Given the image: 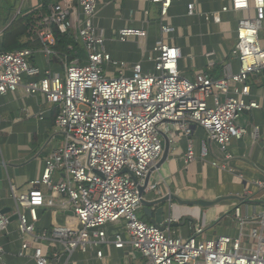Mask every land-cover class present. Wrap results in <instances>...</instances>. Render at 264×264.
Returning a JSON list of instances; mask_svg holds the SVG:
<instances>
[{
    "label": "built area",
    "instance_id": "1",
    "mask_svg": "<svg viewBox=\"0 0 264 264\" xmlns=\"http://www.w3.org/2000/svg\"><path fill=\"white\" fill-rule=\"evenodd\" d=\"M182 1L152 0L161 5L163 35L152 50L154 56L149 57L153 71H145L141 62L129 65L113 59L106 48L105 31L96 24L97 0L54 3L26 36L29 43L40 44L38 49L0 51V97L19 91L43 97L55 112L50 143L62 138L44 158L42 177L30 183V190L10 185L20 235L19 257L35 264H67V257L74 253H95L103 260V247L112 245L128 247L126 258L140 255L146 264H264V212L261 219H253L243 217L241 207H236L239 233L235 237L207 236L206 226L197 222L193 234L185 238L139 217L141 197L132 176L144 183L163 156L164 137L170 145L187 138L184 161L189 165L197 159L192 125L205 130L227 161L232 158L233 141L256 137L259 130L250 131L239 120L244 112L261 108L251 99L250 80L264 73L260 39L264 0H234L230 8L205 14L199 13L198 0L188 4L189 16L201 15L217 25L222 24L221 15L230 11L255 13L239 21L232 51L239 72L234 74L227 67L219 79L206 73L186 77L179 70L181 49L165 41L175 31L166 23L170 9L173 2ZM56 33L81 43L87 61L71 59L70 54H77L73 46H67L65 53L57 51ZM130 37L145 39L147 32L128 28L116 35L121 42ZM200 157L204 161L209 157L206 143ZM211 164L227 168L218 161ZM125 169L132 175L123 173ZM254 184L264 190V182ZM40 209L71 216L64 224L46 228L40 224ZM11 218L0 211L3 235L9 234ZM110 225L118 228L112 236L107 230ZM0 264H8L1 245Z\"/></svg>",
    "mask_w": 264,
    "mask_h": 264
},
{
    "label": "crops",
    "instance_id": "2",
    "mask_svg": "<svg viewBox=\"0 0 264 264\" xmlns=\"http://www.w3.org/2000/svg\"><path fill=\"white\" fill-rule=\"evenodd\" d=\"M58 1L60 0H1L0 5L4 7L6 14L10 11L12 22L17 16H26L41 10L45 3H49V9ZM233 1L198 0V10L201 14L219 12L223 7L230 8ZM190 2L191 0L173 2L166 21L175 29L164 37L166 43L179 47L182 52L180 72L190 79L197 73H206L219 79L224 77L228 67L232 73L237 74L240 64L233 57L232 51L237 43L239 21L243 16H254L255 13L230 11L221 15L222 24L217 25L207 22L201 15L189 16ZM97 3L96 24L105 31L106 48L113 59L129 65L141 62L145 71H153L154 65L149 57L154 56L152 50L163 38L160 29L161 5L153 3L152 0H97ZM128 28L144 30L147 37H130L125 42L117 40V33ZM260 39L264 45V25ZM23 42H28L26 37ZM35 46L38 49L40 44L36 43ZM70 46L76 50L74 45ZM110 74H114L113 68H110ZM250 85L251 99L258 102L261 108L244 112L239 125L249 128L250 131L257 127L258 135H247L241 140L233 141L230 148L232 158L227 161L225 153L208 140L205 130L192 125L191 138L194 141L196 161L189 165L185 163L187 138L180 137L176 144L170 146L164 163L151 173L145 193L148 200L170 196L190 202L225 200L208 207L170 200L152 208V219L157 225L187 238L193 234V224L199 222L206 226L207 236L235 237L239 233V224L234 220L236 207H241L243 217L261 219L260 215L264 212V190L254 183L264 182V76H253ZM54 116V110L43 97L26 96L21 91L0 97V211L12 217L9 234L0 233V245L6 251L8 264H35L18 256L20 235L15 215L16 204L10 196V185L15 184L18 190L28 191L30 183L42 177L44 158L62 141L58 136L50 143L54 135ZM163 140L165 150L166 138ZM204 143L209 147L206 161L200 157ZM213 161L221 162L227 168L215 167L211 164ZM153 185L158 186L156 191L151 190ZM39 215L41 226L46 228L53 224H64L67 216H71L54 214L48 209H40ZM139 217L151 224V219L144 214L143 207ZM247 228L249 230L251 226ZM107 230L112 236L118 228L110 225ZM103 249V260H98L95 253H74L69 259L67 257V264H146V259L140 255L131 260L126 258L130 253L128 247L116 249L112 245H106Z\"/></svg>",
    "mask_w": 264,
    "mask_h": 264
},
{
    "label": "trees",
    "instance_id": "3",
    "mask_svg": "<svg viewBox=\"0 0 264 264\" xmlns=\"http://www.w3.org/2000/svg\"><path fill=\"white\" fill-rule=\"evenodd\" d=\"M49 3H45L41 10H37L26 16H17L15 20L11 21L10 11L5 13L4 7L1 6V29L3 30L0 36V51L13 52L17 50L35 48V44L23 42L24 37L28 32L35 27V24L41 20V17L46 14ZM58 45L56 50L60 53H65L66 47L73 45L71 41L56 33ZM264 76V73L262 74Z\"/></svg>",
    "mask_w": 264,
    "mask_h": 264
},
{
    "label": "water",
    "instance_id": "4",
    "mask_svg": "<svg viewBox=\"0 0 264 264\" xmlns=\"http://www.w3.org/2000/svg\"><path fill=\"white\" fill-rule=\"evenodd\" d=\"M0 29H1V5H0ZM165 138H166V144H165V150H164L163 158L161 159V161L155 167H153L151 169L152 171L148 174V176L146 177L144 183L143 184L140 183L139 181H137V179L134 176H132L133 179L138 183L140 197H141V205L143 207V212H144L145 215H147L151 219V224H154V225H157V223L155 222L154 219H152V216L154 214L153 211H152V208L161 206V205H163L164 203H166V202H168L170 200L171 201L172 200H176L180 204L199 205L201 207L213 206L214 204L220 203L221 201L225 200V199H218L215 202L197 200V201L190 202V201H182V200H180L179 198H177L175 196L174 197L173 196L172 197L171 196L170 197H165L163 199H153V200H148L147 198H145V193H146V190L148 189V186H149V180H150L151 173L153 171H155L156 169H158L168 157L171 145H170L169 139L167 137H165ZM123 173H128V174L132 175V173L129 170H127V169H125L123 171ZM69 215H71V213Z\"/></svg>",
    "mask_w": 264,
    "mask_h": 264
},
{
    "label": "rangeland",
    "instance_id": "5",
    "mask_svg": "<svg viewBox=\"0 0 264 264\" xmlns=\"http://www.w3.org/2000/svg\"><path fill=\"white\" fill-rule=\"evenodd\" d=\"M70 41L75 46V49H76L75 51L77 52V54L75 53L70 54L71 59H80L82 61H87V52H86V49L82 46V44L74 40H70ZM108 71L110 72V69H108ZM249 246L253 247L254 243L251 241Z\"/></svg>",
    "mask_w": 264,
    "mask_h": 264
}]
</instances>
